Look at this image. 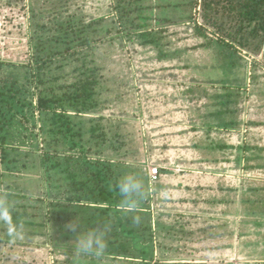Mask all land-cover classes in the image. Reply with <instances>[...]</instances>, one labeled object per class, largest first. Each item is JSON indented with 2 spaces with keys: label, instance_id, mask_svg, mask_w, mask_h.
Instances as JSON below:
<instances>
[{
  "label": "rangeland",
  "instance_id": "rangeland-1",
  "mask_svg": "<svg viewBox=\"0 0 264 264\" xmlns=\"http://www.w3.org/2000/svg\"><path fill=\"white\" fill-rule=\"evenodd\" d=\"M10 1L17 7L6 15L12 26L7 29L12 35L8 40L2 38L4 13L0 17V62L12 61L19 68L36 55L45 58L49 49L74 53H67V45L57 42V37L72 39L75 45L80 34L88 36L95 29L98 19L105 24L97 29L111 27V34L103 32L97 39L102 42L95 45L97 57L107 67L100 100H108L107 108L96 116L109 118L104 125L113 136L117 132L123 137L124 146L110 135L109 143L116 147L93 151L88 159L110 176H132L145 187L141 204L151 207L155 218L151 222L143 216L136 224L139 238L135 242L142 253L146 251L143 259L150 264H264V49L260 54L240 49L239 67L223 68L216 49H195L204 39L196 36L192 24L183 23L188 10L175 7L189 0L139 2L146 7L144 15L154 16L148 29L159 34L162 30L159 46L144 44L140 33L133 32L141 23L138 12L125 18L134 29L120 26L115 0H69L63 4L61 0H52L53 4L46 0ZM60 4L61 9L53 8ZM196 9L193 14L203 23L201 8ZM81 17V32L74 34L67 26H75ZM166 17L179 24L164 22L162 27L156 22ZM53 25L58 30L48 32ZM66 29L71 36H65ZM209 29L211 34L215 31ZM36 43L42 44L41 51L34 48ZM78 50L83 52V47ZM92 53L90 47L91 58ZM73 63L60 83L72 81L67 77L78 74L75 65L81 66L82 61ZM28 69L30 65L24 72ZM46 72V76H60L53 69ZM39 86L34 82L29 85L35 110L27 121L10 130L16 142L17 138L24 141L20 146L27 155L23 156L26 166L21 174H7L3 182L0 178V195L20 212L24 239L8 248L6 230L0 226V264H56L57 260L66 264L62 250L58 255L55 248L72 242L76 233L70 231L71 224L78 222L77 232L87 229L86 214L91 212L90 202L72 206L70 202L77 201H70L61 190L68 188L64 178L70 172L77 170L85 174L83 178L93 173L82 171L86 168L80 152L75 154L78 164L67 165V170L65 165L55 169L51 162L45 163L44 158L52 157L53 152L46 147L43 116L36 107ZM226 98L228 106L220 103ZM222 120L234 126L226 128ZM156 168L169 173L161 177L159 173L154 180ZM56 203L64 213L55 210L59 208ZM213 225L217 229L210 237L194 234ZM67 254H72L71 248ZM124 262L142 264L114 259L107 253L102 264ZM89 264L100 262L90 259Z\"/></svg>",
  "mask_w": 264,
  "mask_h": 264
},
{
  "label": "trees",
  "instance_id": "trees-1",
  "mask_svg": "<svg viewBox=\"0 0 264 264\" xmlns=\"http://www.w3.org/2000/svg\"><path fill=\"white\" fill-rule=\"evenodd\" d=\"M46 1L53 4L52 0ZM140 1L115 0L118 22L123 29L132 30L135 27L132 23L129 27L125 18L129 17L132 12H138L137 19L141 23L137 25L138 27L133 32L140 33L144 44L159 46L163 36L162 30H159L161 31L159 34L157 30L148 29L149 23L154 16L144 15L146 7H143L139 3ZM62 2L67 3L69 0H61ZM62 4H60L59 8H56L57 6L55 5L53 8L61 9ZM12 5L13 3L10 0H1L0 2V17L4 13V19L2 20L4 21L3 31L5 35H2V38L6 40L12 36L7 34V29L12 26L7 21L6 15L10 9L15 10L17 7ZM175 7L188 10L189 15L183 20V23L192 24L196 36L204 39V42L195 47V49H216V54L222 61L223 68L234 69L239 67L241 62V57H239L240 49L250 51L253 54H260L264 49V0H189L181 4H175ZM198 7L201 8L200 19H202L203 23L198 21L197 15L193 14V10H197L196 8ZM41 15H45V13ZM169 20L167 17L158 18L156 22L163 27L164 22H171ZM83 21L84 19L81 17L75 26L69 25L67 28L74 29L73 32L76 34L82 28ZM133 21L136 20L133 19ZM173 22L171 23L174 25L179 24ZM102 24L105 23L100 18L95 22V29L87 34L88 36H84L83 33L80 34L78 36L79 44L72 45V39L57 37V42L61 40L60 42L67 45V53L74 51V53L69 55L60 53V50L49 49L45 58L43 55L41 57L36 55L31 62L21 65L20 68L12 61L0 62V72L3 73L2 78H0V178L3 182V177L7 176V174H12L14 171L21 174L22 170L25 169L26 162L23 156L26 153L20 146L24 141L22 138H17L18 142H16L10 130L16 123L22 124L23 121H27L28 114L35 110L34 101L30 100L29 97V85L32 82L38 83L40 86L37 89L39 95H37L36 107H38L41 111V116H43L41 118L43 123L41 128L47 142L46 147L53 152L52 157L47 155V159H45L46 157L44 158L43 156L44 160H46V165L51 162V168L55 169H60L65 165V170H67V165L78 164L75 154L80 152L81 158L79 157V159L84 162L83 166L86 168L82 171L91 170L93 172L90 176L87 174L83 178L85 174L82 176L79 171L74 170L64 178L67 181L68 188L66 190L61 189L63 186L59 188L63 193L68 194L70 201L74 199L77 201L76 203L70 202V204H73L72 206L81 202L91 203V209H89L91 212L88 215L86 214L87 220H89L85 223L87 229L95 228L100 230L104 221L111 223L112 230L107 237L108 248L106 250L109 256L114 259L123 258L126 262L138 261L142 262V264H150L149 261L143 259L146 251L142 253L139 249L138 241L135 242V239L139 238L137 237L139 230L136 223L132 222V216H147L152 222L155 217L151 215V207L142 205L141 203L144 201L142 198L134 213L120 211L118 209L120 196L116 187L120 179L116 178L114 174L108 175L104 169L99 168L98 164L89 162L88 159V155L93 151L103 152L105 146L116 147L114 143H109L110 135L113 136V133H109L108 127L104 125V122L109 120V118L102 114H99L98 117L96 116L97 113L107 108L105 104L108 102V100H105L106 103L101 101L105 89L103 85L107 81L103 71L107 67L101 64L100 58L97 57L98 48L95 45L102 42L97 39L103 32L111 34L112 30L111 27L106 28L105 26L97 29V26H102ZM209 28H213L215 31L211 34L209 33ZM47 30L51 32L58 29L53 25ZM68 31V29L63 31L66 37L71 36ZM79 31L81 32V30ZM41 45L36 43L34 48H40L38 50L41 51L43 48ZM80 47H83V52L78 50ZM90 47L93 48L94 52V54L92 53V58L90 56ZM43 52L46 53V50ZM78 59L82 61L81 66L75 65L76 68L74 67V71H78V74L67 77V79L72 78L70 79L72 81L60 83L63 78L65 79L64 72L66 69L74 65L73 62ZM29 65L31 66V71L28 69L24 72V69H27ZM22 66H25V68L22 69ZM52 69L61 77L58 75L53 77L45 75L47 70L52 72ZM227 100L226 98L225 101L222 100L220 103L226 106ZM224 116L228 117V115ZM222 122L224 124L227 123L225 120H222ZM224 124L222 125L226 128L234 126L231 123ZM121 139L120 134L115 132L112 140L124 146ZM121 147L118 146L117 148L121 149ZM29 154L31 155V152ZM103 165L106 167L105 164ZM159 173L161 177L168 174L169 171L160 169ZM7 193H9L7 195L12 196L10 192ZM16 197L18 198L20 195H16ZM55 206L59 207L55 209L56 211L59 210L64 213L65 209L62 206H58L57 203ZM20 216V212L14 209L13 218L19 222ZM203 229L205 231H202ZM216 229L217 226L214 225L213 227L203 226L201 230H197L198 232L194 231V234L198 233L205 237H210V233H214ZM132 241L134 242L133 245ZM60 250H62L60 247L55 248L58 255L61 253ZM56 264H63V261L57 260ZM154 264L163 263L158 261ZM170 264L182 263L173 261Z\"/></svg>",
  "mask_w": 264,
  "mask_h": 264
},
{
  "label": "clouds",
  "instance_id": "clouds-1",
  "mask_svg": "<svg viewBox=\"0 0 264 264\" xmlns=\"http://www.w3.org/2000/svg\"><path fill=\"white\" fill-rule=\"evenodd\" d=\"M116 187L120 196L118 209L124 213H134L144 196L142 182L132 176H125L118 181ZM13 212L12 203L6 196L0 195V226L6 230L8 248H13L17 241L24 239V225L13 218ZM140 220L139 215L132 216L133 223L139 224ZM78 226V222L69 226L70 231L76 234L71 243L61 246L66 264H89L90 259L102 264L108 248L107 237L112 230L111 223L104 221L100 230L80 228L77 232ZM49 227L51 228L50 224ZM69 248L72 249L70 256L67 254Z\"/></svg>",
  "mask_w": 264,
  "mask_h": 264
},
{
  "label": "built area",
  "instance_id": "built-area-1",
  "mask_svg": "<svg viewBox=\"0 0 264 264\" xmlns=\"http://www.w3.org/2000/svg\"><path fill=\"white\" fill-rule=\"evenodd\" d=\"M158 176H159V171H158V169L156 168V169H154V170L152 171V179L157 180V179H158Z\"/></svg>",
  "mask_w": 264,
  "mask_h": 264
},
{
  "label": "crops",
  "instance_id": "crops-1",
  "mask_svg": "<svg viewBox=\"0 0 264 264\" xmlns=\"http://www.w3.org/2000/svg\"><path fill=\"white\" fill-rule=\"evenodd\" d=\"M185 202H186V201H185ZM185 202H184V203H185ZM186 203H187V202H186Z\"/></svg>",
  "mask_w": 264,
  "mask_h": 264
}]
</instances>
